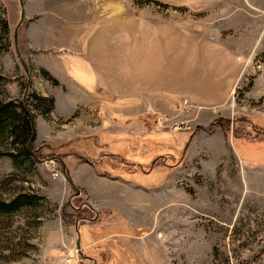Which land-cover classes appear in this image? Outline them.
Segmentation results:
<instances>
[{
    "label": "rangeland",
    "instance_id": "rangeland-1",
    "mask_svg": "<svg viewBox=\"0 0 264 264\" xmlns=\"http://www.w3.org/2000/svg\"><path fill=\"white\" fill-rule=\"evenodd\" d=\"M13 1L0 0V20L7 23L6 32L0 25V101L22 99L28 76L31 84L40 78L21 56L24 76L16 56L13 32L19 17ZM98 1L95 22L110 14H139L226 44L239 61L237 82L216 109L178 101L162 112L146 108L142 100L107 101L104 126L97 129L108 136L99 142L120 155L114 163L121 166H102L106 175L100 177L93 165L82 171L75 158L64 159L81 193L77 201L57 163L52 171L43 161L15 168L0 156V200L18 192L43 197L16 213H0V264H264V159L232 144L224 129L226 119L238 116L259 119L264 130V0ZM23 42L17 29L20 53ZM53 112H66L58 98ZM78 113L66 121L55 119L51 137ZM133 121L137 135L125 136L123 130ZM97 123L95 119L91 128ZM183 141L189 143L184 156ZM31 144L37 147L35 132ZM6 148L0 145V152ZM68 148L93 150L85 140ZM172 153L181 156V165L167 172L159 161ZM101 186L109 189L104 195ZM73 202L97 208L95 220L75 228L79 220L73 218ZM92 215L88 211L83 217Z\"/></svg>",
    "mask_w": 264,
    "mask_h": 264
},
{
    "label": "crops",
    "instance_id": "crops-1",
    "mask_svg": "<svg viewBox=\"0 0 264 264\" xmlns=\"http://www.w3.org/2000/svg\"><path fill=\"white\" fill-rule=\"evenodd\" d=\"M13 2L16 15L20 18L21 10L23 14L19 29L24 40L22 56L57 81L51 85L38 77L31 88L51 96L53 110L57 98L66 108L64 114L53 112L48 120L34 119L37 147L78 140L90 141L92 146L96 137L98 142L100 138L106 141L107 131L100 136L97 128L104 126L107 101L142 100L146 108L149 105L162 112L178 101L216 109L226 103L237 82L239 61L226 44L201 38L175 22L129 13L110 14L95 22L98 0ZM76 110L79 113L69 126L52 138L54 120L66 121ZM95 119L99 123L91 128ZM127 129L123 130L125 136L137 135L135 121ZM92 151L77 152L86 156ZM77 162L83 165L82 171L92 170L88 162ZM102 188L104 195L109 189Z\"/></svg>",
    "mask_w": 264,
    "mask_h": 264
},
{
    "label": "trees",
    "instance_id": "trees-1",
    "mask_svg": "<svg viewBox=\"0 0 264 264\" xmlns=\"http://www.w3.org/2000/svg\"><path fill=\"white\" fill-rule=\"evenodd\" d=\"M1 29L3 32L7 31V23L5 19L0 20ZM21 25L18 27V31ZM20 56L22 54L19 51ZM23 75L26 73L23 71ZM38 75L47 80L51 85H57V81L53 79L44 69H38ZM24 94L22 99H10L7 101H0V145L8 148L4 152H0V156H6L11 160L13 167L19 168L24 164L32 166L44 160H54L59 168H64V178L68 186L74 191L73 199L77 201L81 198V193L76 194V190L69 171L64 167L63 160L72 157L76 161L88 162L91 166L98 171L99 176H105L106 173L102 166H106L112 170H118L121 166H117L114 161L119 159L118 154H112L106 145L100 144L97 137L93 139V151L89 155H82L70 148L71 141H64L58 144H43L38 147H33L30 144L28 149V140L32 136V127L30 120L34 119L35 114L40 115L45 120L49 119V115L53 110V98L51 96H42L35 91L31 90V82L29 85H24ZM231 121V123H229ZM228 125L224 126L225 131L230 132V140L232 144L246 150L248 153L260 155L264 159V130L261 127L262 121H245L242 117L236 116L232 120L226 119ZM34 137V135H33ZM140 141V140H139ZM138 141V142H139ZM185 141V140H184ZM183 141V142H184ZM147 144V142H144ZM179 144V143H178ZM187 142L182 145V155L188 148ZM68 148V149H66ZM180 153V154H181ZM181 156L175 157L172 153L163 157L159 164L167 168L169 172L173 167L181 165ZM98 164H101L99 168ZM43 197L24 192H18L9 200H0V213L12 214L18 212L24 206H31L37 204ZM73 209L75 214L73 218L79 220L74 223L75 228L80 223H90L94 221L95 213L97 211L91 209L87 203H79L78 205L73 202ZM72 204V203H71ZM93 213L91 217H83L85 212Z\"/></svg>",
    "mask_w": 264,
    "mask_h": 264
},
{
    "label": "water",
    "instance_id": "water-1",
    "mask_svg": "<svg viewBox=\"0 0 264 264\" xmlns=\"http://www.w3.org/2000/svg\"><path fill=\"white\" fill-rule=\"evenodd\" d=\"M19 1V4H20V0H18ZM22 10H21V16H20V18H19V22H18V24H17V26L15 27V29H14V32H13V35H14V49H15V53H16V56H17V58H18V61L20 62V65H21V67H22V69H23V71L25 72V73H27V70H26V67H25V63H24V61H23V59L21 58V56H20V54H19V52H18V50H17V47H16V44H15V35H16V32H17V28H18V26L20 25V23L22 22V20H23V17H22ZM27 76H28V73H27ZM29 83H30V78H29V76H28V80H27V82H26V88H27V86L29 85ZM30 123H31V127H32V136L29 138V140H28V149L31 151V149H30V144H31V142H32V139H33V135H34V119L33 118H31V120H30ZM42 162V161H41ZM62 176L64 177V169L62 170ZM76 194H78V192L76 191ZM76 246L79 248V246H78V241L76 242Z\"/></svg>",
    "mask_w": 264,
    "mask_h": 264
},
{
    "label": "built area",
    "instance_id": "built-area-1",
    "mask_svg": "<svg viewBox=\"0 0 264 264\" xmlns=\"http://www.w3.org/2000/svg\"><path fill=\"white\" fill-rule=\"evenodd\" d=\"M179 124L182 125V123H179ZM177 128H178V124H174V125H172V130H176ZM43 162H44L47 166H48V165L51 166L50 171L53 170V164H54V161H53L52 159L44 160ZM77 252H79L78 249H77ZM71 264H73V263H71Z\"/></svg>",
    "mask_w": 264,
    "mask_h": 264
},
{
    "label": "flooded vegetation",
    "instance_id": "flooded-vegetation-1",
    "mask_svg": "<svg viewBox=\"0 0 264 264\" xmlns=\"http://www.w3.org/2000/svg\"><path fill=\"white\" fill-rule=\"evenodd\" d=\"M78 193H79V191L78 190H76ZM76 193V192H75Z\"/></svg>",
    "mask_w": 264,
    "mask_h": 264
}]
</instances>
